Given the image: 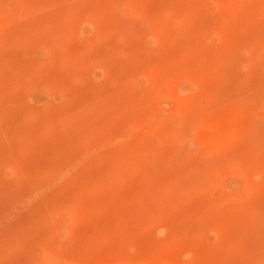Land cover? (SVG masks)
I'll return each instance as SVG.
<instances>
[{
	"label": "rangeland",
	"instance_id": "374dc122",
	"mask_svg": "<svg viewBox=\"0 0 264 264\" xmlns=\"http://www.w3.org/2000/svg\"><path fill=\"white\" fill-rule=\"evenodd\" d=\"M9 1L0 0V215L15 214L0 219V264H264V46L247 47V34L264 30V3ZM104 5L111 25L87 18ZM163 11L168 23L156 18ZM169 23L174 35L147 34Z\"/></svg>",
	"mask_w": 264,
	"mask_h": 264
},
{
	"label": "bare ground",
	"instance_id": "6f19581e",
	"mask_svg": "<svg viewBox=\"0 0 264 264\" xmlns=\"http://www.w3.org/2000/svg\"><path fill=\"white\" fill-rule=\"evenodd\" d=\"M10 1H11V0H10ZM10 1H9V2H10ZM16 1H17V0H16ZM43 1H44V0H43ZM114 1H115V0H114ZM114 1H113V2H114ZM220 1H221V0H220ZM223 1H224V4H227V5L230 4V5L234 6V7H236L237 4H239V3H238L239 0H223ZM259 1H260V0H259ZM52 2H53V0L51 1V3H52ZM101 2H102V1H101ZM113 2H112V3H113ZM115 2H116V1H115ZM115 2H114V3H115ZM156 2H157V1H156ZM242 2H243V1H242ZM242 2H241V3H242ZM256 2H258V0H257ZM30 3H31V2H30ZM36 3H37V2H36ZM36 3H34V5H36ZM46 3H48V2H46ZM54 3H55V2H54ZM102 3H103V2H102ZM114 3H113V4H114ZM116 3H117V2H116ZM116 3H115V6H113V4H112V6H113V7H112V8H113L112 11H113V12H114V7H116ZM126 3H127V2H126ZM179 3H180V2H179ZM214 3H215V2H214ZM220 3H221V2H220ZM241 3H240V4H241ZM258 3H259V2H258ZM263 3H264V0H261L260 4H263ZM31 4H32V3H31ZM103 4H104V3H103ZM118 4H119V3H118ZM121 4H123V3L121 2ZM215 4H216V3H215ZM249 4H250V3H249ZM26 5H27V4H26ZM44 5H45V4H44ZM46 5H47V4H46ZM110 5H111V4H110V2H109V5H108V6H110ZM185 5H186V4H185ZM209 5H210V4H209ZM255 5H256V4H255ZM7 6H8V4H7ZM20 6H21V5H20ZM36 6H37V5H36ZM36 6H35V7H36ZM38 6H39V5H38ZM38 6H37V8H40V7H38ZM104 6H107V5H104ZM108 6H107V7H103L102 9H99V7L96 8L97 11H96V9H95L93 13H91V12L88 13V14L86 15L87 18L90 17V18H92L91 20L95 19V20H97V21H102V20H103L102 22H99L100 24H102L105 20H108V21L111 20V21H112V20H113V19H112V16H111L112 13H110V12H112V11H109ZM241 6H242V5H241ZM250 6H251V5H250ZM250 6H248V7H250ZM256 6H258V5H256ZM261 6H262V5H261ZM22 7H23V6H22ZM25 7H26V6H25ZM30 7H31V6H30ZM43 7H44V6H43ZM101 7H102V4H101ZM120 7H121V6H120ZM135 7H136V6H135ZM157 7H158V6H157ZM186 7H187V6H186ZM192 7H194L193 4H192ZM195 7H196V6H195ZM227 7H228V6H227ZM254 7H255V6H254ZM259 7H260V6H259ZM259 7H258V8H259ZM263 7H264V6H263ZM263 7H260V8L262 9ZM105 8H106V9H105ZM107 8H108V9H107ZM110 8H111V6H110ZM133 8H134V7H133ZM139 8H140V7H139ZM229 8H230V7H229ZM260 8H259V9H255V14H256V13L258 14V11H256V10H260ZM14 9H15V8H14ZM26 9H27V8H26ZM71 9H72V8H71ZM71 9H70V10H71ZM176 9H177V8H176ZM182 9H183V8H182ZM182 9H179V10H177L176 12L181 11ZM39 10H40V9H39ZM39 10H38V11H39ZM44 10H45V9H44ZM44 10H43V11H44ZM64 10H65V9H64ZM72 10H73V9H72ZM110 10H111V9H110ZM173 10H174V9H173ZM185 10H186V8H185ZM185 10H184V11H185ZM262 10H263V9H262ZM262 10H261V11H262ZM3 11H4V10H3ZM22 11H23V10H22ZM40 11L42 12V10H40ZM45 11H46V10H45ZM81 11H82V10H81ZM156 11H157V10H156ZM253 11H254V8H253ZM1 12H2V11H1ZM71 12H72V11H71ZM150 12H151V11H150ZM166 12H167V11H166ZM166 12L163 11V12L161 13V15L158 13L159 15H157L156 18L160 19L161 22H164V23H165V22H166V19H165V17H166ZM169 12H170V11H169ZM181 12H182V11H181ZM185 12H186V11H185ZM231 12H232V11H231ZM248 12H249V11H248ZM33 13H34V12H33ZM37 13H38V12H37ZM39 13H40V12H39ZM73 13H75V12H73ZM73 13H70V15L73 16ZM83 13H84V12H83ZM126 13H127V12H126ZM172 13H173V11H172ZM250 13H252L251 10H250ZM1 14H2V13H1ZM13 14H14V13H13ZM45 14H46V13H45ZM45 14H44V15H45ZM156 14H157V13H156ZM169 14H170V13H169ZM204 14H205V13H204ZM243 14H244V13H243ZM252 14H253V13H252ZM255 14H254V15H255ZM38 15H39V14H38ZM70 15L68 14V16H67V15H65V16L68 17V18H70V17H71ZM75 15H77V14H74V16H75ZM106 15H107V17H106ZM115 15H117V14H115ZM172 15H173V14H172ZM232 15H233V14H232ZM239 15H240V14H239ZM21 16H22V15H21ZM40 16H41V15H40ZM45 16H46V15H45ZM86 16H83V17L85 18ZM177 16H178V14L176 15V17H177ZM204 16H205V15H204ZM208 16H209V15H208ZM233 16H234V15H233ZM41 17H42V16H41ZM57 17H58V16H57ZM63 17H64V16H63ZM76 17H77V16H76ZM76 17H74V18H76ZM114 17H115V16H114ZM174 17H175V16H174ZM231 17H232V16H231ZM43 18H44V17H43ZM90 18H89V19H90ZM247 18H248V17H247ZM256 18H257V17H256ZM72 19H73V17H72ZM76 19H77V18H76ZM76 19H74V21H76ZM176 19H177V18H176ZM231 19H233V18H231ZM48 20H49V19H48ZM61 20H63V19L61 18ZM123 20H124V19H123ZM123 20H122V21H123ZM210 20H211V19H210ZM111 21H109L110 24H109V23H106V24H105L106 27H107V24L111 25ZM124 22H125V21H124ZM178 22H180V21H178ZM192 22H193V21H192ZM211 22H212V21H211ZM112 23H113V22H112ZM155 23H156V22H154V24H155ZM164 23H161V24L164 25ZM166 23H168V21H167ZM171 23H172V22H171ZM29 24H30V23H29ZM33 24H34V23H33ZM39 24H40V23H39ZM67 24H68V23H67ZM100 24H98V25H100ZM15 25H16V24H15ZM123 25H124V26H121L122 28L120 27V30H122V33H126L127 35L130 34V33H131L130 30H132V29H130L129 26L125 25V23H123ZM168 25H170V23H169ZM168 25H167V26H164L163 28H161V30H160L159 32H157V33H155V30H154V31H151V29H150V32H149V30H148L149 33H147V34H150V35H157V36H162V35H169V36H171V35H174L175 28H174V27L172 28L171 25H170V27H169ZM234 25H235V24H234ZM236 25H237V24H236ZM39 26H40V25H39ZM50 26H51V25H50ZM65 26H66V25H65ZM65 26H64V27H65ZM67 26H68V25H67ZM100 26H101V25H100ZM102 26H103V25H102ZM114 26H115V25H114ZM148 26H149V25H148ZM197 26H198V25H197ZM42 27H43V26H41L40 28H42ZM53 27H54V26H53ZM61 27H62V26H61ZM91 27H92V26H91ZM93 27H95V26H93ZM98 27H99V26H98ZM108 27H109V26H108ZM138 27H139V26H138ZM220 27H221V26H220ZM38 28H39V27H38ZM75 28H76V27H75ZM104 28H105V26L101 27L102 30H105ZM178 28H179V27H178ZM211 28H213V27H211ZM237 28H239V27H237ZM241 28H242V27H241ZM35 29H36V30H35L34 32H37V28H35ZM44 29H45V28H44ZM46 29H48V28L46 27ZM79 29H80V28H79ZM93 29H94V28H93ZM186 29H187V28H186ZM205 29H207V28H205ZM235 29H236V27H235ZM235 29H234V30H235ZM251 29H253V28H251ZM251 29H249V31H250ZM256 29H257V28H256ZM57 30H59V29H57ZM75 30H76V29H75ZM94 30H95V29H94ZM97 30H99V29H97ZM117 30H118V29H117ZM152 30H153V29H152ZM157 30H158V29H157ZM213 30H214V31H212V32H216V30H217V33H218V32H219V33H222V32L224 33V32H226L224 29H223V31H222V30L219 31L217 28H216V29H213ZM236 30H237V29H236ZM238 30H239V29H238ZM238 30H237V31H238ZM134 31H135V30H134ZM241 31H242V29H241ZM246 31H247V30H246ZM251 31H252V32H250L249 34L245 33V34H247V40L249 39V38H248V35H249V36H254V37H256L258 40H257L256 38L253 37V40H252V41L250 40V41L252 42V43L250 44L251 47H249L250 45H249V46L247 45V47H248V48H251V49H252V47H254L255 50H256V49L259 48L261 45L264 46V30H262L263 33H262V31H261V32H260V31L257 32L258 30L255 31V32H254L253 30H251ZM38 32H39V33H42V32H40V30H39ZM47 32H48V31H47ZM65 32H66V30H65ZM77 32H78V31H77ZM89 32H90V31H89ZM98 32H99V31H98ZM100 32H101V31H100ZM105 32H106V31H105ZM119 32H121V31H119ZM205 32H206V31H205L204 29H202V30H199V31L196 33V35H198V34H200V35H206V34H204ZM207 32H208V31H207ZM233 32H234V31H233ZM242 32H243V31H242ZM242 32H241V34H243ZM39 33H38V34L36 33L37 36H36V34H33V35H35V37L41 36L42 34H39ZM53 33H54V32H53ZM66 33H67V32H66ZM66 33H65V34H66ZM133 33H134V32H133ZM11 34H12V33H11ZM51 34H52V32H51ZM51 34H50V36H51ZM74 34H75V33H74ZM147 34H146V35H147ZM185 34H186V33H185ZM208 34H209V33H208ZM250 34H251V35H250ZM31 35H32V34H31ZM44 35H45V34H44ZM48 35H49V34H48ZM58 35H59V34H58ZM60 35H62V34H60ZM76 35H77V34H76ZM102 35H103V34H102ZM110 35H111V34H110ZM119 35H120V34H119ZM122 35H125V34H122ZM200 35H199V36H200ZM237 35H238V34H237ZM129 36H130V35H129ZM147 36H148V35H147ZM184 36H185V35H184ZM199 36H198V37H199ZM76 37H77V36H76ZM80 37H81V36H80ZM98 37H99V36H98ZM148 37H149V36H148ZM179 37H180V36H179ZM194 37H195V36H194ZM203 37H205V36H203ZM203 37H201L202 40H203ZM0 38H1V37H0ZM42 38H43V37H42ZM42 38H39V39L41 40ZM199 38H200V37H199ZM206 38H207V36H206ZM33 39H34V37H33ZM35 39H36V38H35ZM39 39H38L37 41H39ZM74 39H75V38H74ZM83 39H84V38H83ZM187 39H188V38H187ZM254 39H256L257 42H256ZM80 40H81V39H80ZM154 40H155V39H154ZM193 40H194V39H193ZM193 40L190 41V42H192V44H191V43H190V44L194 46L193 43L195 42V40H194V42H193ZM202 40H201V41H202ZM204 40H205V39H204ZM204 40H203V41H204ZM22 41H23V40H22ZM33 41H34V40H33ZM41 41H42V40H41ZM46 41H48V40H46ZM62 41H63V40H62ZM62 41H61V42H62ZM69 41H70V40H69ZM173 41H174V40H173ZM243 41H244V40H243ZM23 42H25V41H23ZM35 42H36V41H35ZM43 42H44V41H43ZM43 42H42V43H43ZM162 42H163V41H162ZM47 43H48V42H47ZM202 43H203V42H202ZM243 43H244V42H243ZM19 44H20V43H19ZM61 44H62V43H61ZM61 44H60V46H61ZM188 44H189V42H188ZM188 44H187V45H188ZM13 45H15V44H13ZM39 45H40V44H39ZM45 45H47V44H45ZM55 45H56V44H55ZM89 45H90V44H89ZM145 45H146V43H145ZM241 45H242V47H243V45H245V44H241ZM189 46H190V45H189ZM262 46H261V47H262ZM30 47H31V46H30ZM34 47H36V46H34ZM62 47H63V46H62ZM202 47H203V46H202ZM56 48H58V47L56 46ZM86 48H87V47H86ZM188 48H189V47H188ZM29 49H30V48H29ZM33 49H34V48H33ZM35 49L37 50V48H35ZM45 49H46V48H45ZM61 49H62V48H61ZM111 49H112V48H111ZM200 49H201V48H200ZM203 49H204V47H203ZM16 50H17V49H16ZM46 50H47V49H46ZM49 50H50V49H49ZM62 50H64V48H63ZM66 50H67V49H66ZM78 50H79V49H78ZM107 50H108V49H107ZM191 50H193V48H192ZM194 50H196V49L194 48ZM249 50H250V49H249ZM44 51H45V50H44ZM111 51H112V50H111ZM199 51H200V50H199ZM202 51H203V50H202ZM24 52H25V51H24ZM52 52H53V51H52ZM85 52H87V51H85ZM27 53H28V52H27ZM42 53H43V52H42ZM61 53H63V52H61ZM64 53H65V52H64ZM66 53H67V52H66ZM66 53H65V54H66ZM107 53H108V52H107ZM185 53H186V52H185ZM25 54H26V53H25ZM29 54H30V53H29ZM46 54H47V53H46ZM76 54H77V53H76ZM80 54H81V53H80ZM80 54H79V55H80ZM73 55H74V54H73ZM81 55H82V54H81ZM51 56H52V55H51ZM61 56H62V55H61ZM141 56H142V55H141ZM52 58H53V57H52ZM57 58H59V57H57ZM73 58H74V57H73ZM81 59H82V58H81ZM24 60H25V59H24ZM63 60H64V58H63ZM75 60H76V59H75ZM89 60H90V59H89ZM34 61H35V59H34ZM73 61H74V60H73ZM76 61H78V60H76ZM76 61H75V62H76ZM167 61H168V60H167ZM167 61H166V62H167ZM170 61H171V60H170ZM65 62H66V60H65ZM75 62H73V63H75ZM81 62H82V61H81ZM90 62H91V61H90ZM205 62H206V61H205ZM41 63L44 64V65H50V62H41ZM48 63H49V64H48ZM77 63H79V62H77ZM167 63H168V62H167ZM173 63H174V62H173ZM24 64H25V63H24ZM34 64H35V63H34ZM58 64H59V63H58ZM60 64H61V63H60ZM63 64H65V63L63 62ZM27 65H28V63H27ZM56 65H57V64H56ZM56 65H55V66H56ZM70 65H71V64H70ZM73 65H74V64H73ZM76 65H77V64H76ZM84 65H85V64H84ZM13 66H14V65H13ZM15 66H17V65H15ZM18 66H19V65H18ZM25 66H26V65H25ZM30 66H31V65H30ZM53 66H54V65H53ZM20 67H21V66H19V68H20ZM32 67H33V66H32ZM34 67H37V66H34ZM43 67H47V66H43ZM48 67H49V66H48ZM51 67H52V65H51ZM57 67H58V66H57ZM62 67H63V66H62ZM85 67H86V66H85ZM38 68H39V67H38ZM38 68H37V69H38ZM68 68H69V67H68ZM68 68H67V70H68ZM86 68H87V67H86ZM210 68H211V67H210ZM212 68H213V67H212ZM212 68H211V69H212ZM17 69H18V68H17ZM21 69H22V67L20 68V70H21ZM40 69H41V68H40ZM44 69H46V68H44ZM64 69H65V72H66V71H67L66 68H64ZM42 71H43V70H42ZM49 71H50V69H49ZM24 72H25V71H24ZM31 72H33V71H31ZM37 72H38V71H37ZM51 72H52V71H51ZM65 72H64V73H65ZM20 73H21V72H20ZM26 73H27V72H26ZM49 73H50V72H49ZM52 73H53V72H52ZM62 73H63V72H62ZM64 73H63V74H64ZM68 73H69V71H68ZM139 73H140V72H139ZM21 74H24V73H21ZM21 74H20V76H21ZM27 74H28V73H27ZM27 74H26V75H27ZM33 74H34V73H33ZM58 74H59V73H58ZM150 74H151V72L149 73V75H150ZM30 75H32V73H31ZM68 75H70V74H68ZM14 76H15V75H14ZM63 76H64V75H63ZM70 76H71V75H70ZM74 76H75V75H74ZM23 77H26V76H23ZM65 77H66V75H65ZM146 77H147V76H146ZM28 78H31V77H28ZM50 79H51V78H50ZM149 79H151V78H149ZM169 79H170V78H165V77L161 78L160 80H158V85H159L160 83L166 81V80H169ZM41 80H42V79H41ZM57 80H59V79H57ZM63 80H64V79H63ZM43 81H44V80H43ZM45 81H46V80H45ZM61 81H62V80H61ZM61 81H60V82H61ZM81 81H82V80H81ZM1 82H3V81H1ZM1 82H0V83H1ZM60 82H59V83H60ZM65 82H66V81H65ZM67 82H68V81H67ZM74 82H75V81H74ZM151 82H152V81H151ZM11 83H12V82H11ZM19 83H20V82H19ZM68 83H69V82H68ZM44 84H45V83H44ZM3 85H4V84H3ZM3 85H2V87H3ZM59 85H60V84H59ZM49 86L53 87L54 85L50 82V83H48V88H50ZM61 87H62V86H61ZM45 88H46V86H45ZM63 88H64V87H63ZM74 88H75V87H74ZM51 90H53V88H52ZM58 90H60V89H58ZM151 91H152V90H151ZM6 93H7V92H6ZM151 93H152V92H151ZM7 94H8V93H7ZM142 95H143V94H142ZM229 95H230V94H229ZM61 96H62V95H61ZM0 97H3V98H4V94H3V96H0ZM141 97H142V96H141ZM229 97H230V96H229ZM236 97H237V96H236ZM254 97H255V96H254ZM128 98H129V97H128ZM145 98H146V97H145ZM250 98H251V97H250ZM17 99H18V98H17ZM17 99H14V100H17ZM19 99H20V98H19ZM22 99H23V98H22ZM149 99H150V98H149ZM2 100H4V99H2ZM96 100H97V99H96ZM4 101H5V100H4ZM1 102H2V101H1ZM50 103H51V102H50ZM52 103H53V102H52ZM110 103H111V102H110ZM19 104H20V103H19ZM2 105H3V103H2ZM50 105H51V104H50ZM52 105H53V104H52ZM61 105H62V104H61ZM0 106H1V105H0ZM112 106H113V105H112ZM1 107H2V106H1ZM11 107H14V105H13V106H10V108H11ZM16 107H17V106H16ZM58 107H59V106H58ZM88 107H89V106H88ZM92 107H93V106H92ZM5 108H6V107H5ZM5 108H3V109H5ZM17 108H18V107H17ZM80 108H84V109H85V107H80ZM86 108H87V107H86ZM14 109H15V108H14ZM29 109H30V108H29ZM103 109H104V108H103ZM10 110H11V109H10ZM85 110H86V109H85ZM4 111H5V110H4ZM7 111H8V110H7ZM7 111H6V112H7ZM68 111H69V110H68ZM86 111H87V110H86ZM91 111H92V110H91ZM14 112H15V111H14ZM88 112H89V111H88ZM101 112H102V111H101ZM109 112H110V111H109ZM67 113H68V112H67ZM77 113H78V112H77ZM79 113H80V112H79ZM4 114H5V113H4ZM6 114H7V113H6ZM21 114H22V113H21ZM84 114H85V113H84ZM107 114H109V113H107ZM28 115H29V114H28ZM44 115H45V114H44ZM75 115H77V114H74V115L72 116V117L74 118L73 121L76 122V121H78V119H79V121H80V117H79L78 115H77V116H75ZM98 115H99V114H98ZM207 115H208V114H207ZM40 116H41V115H40ZM54 116H55V115H54ZM54 116H53L52 118H54ZM62 116H63V114H62ZM65 116H66V115H65ZM42 117H43V116H42ZM67 117H68V116H67ZM67 117H66V118H67ZM98 117H99V116H98ZM24 118H25V117H24ZM55 118H56V117H55ZM60 118H61V117H60ZM60 118H59V116H58V119H60ZM66 118H65V119H66ZM73 118H72V119H73ZM83 118H84V117H83ZM141 118H142V117H141ZM213 118H214V117H213ZM29 119H30V118H29ZM29 119H28V121H29ZM65 119H64V121H66ZM68 119H69V118H68ZM72 119H71V117H70V119H69L68 121H66V123H67V122H73V121H70V120H72ZM75 119H76V120H75ZM56 120H57V118H56ZM61 120H62V118H61ZM126 120H127V119H126ZM140 120H141V119H140ZM64 121H63V122H64ZM85 121H86V120H85ZM142 121H143V120H142ZM26 122H27V120H26ZM41 122H42V121H41ZM86 122H87V121H86ZM130 122H131V121H130ZM52 123H53V122H52ZM64 123H65V122H64ZM76 123H77V122H76ZM78 123H79V122H78ZM47 124H48V123H47ZM84 124H85V123H84ZM86 124H87V123H86ZM44 125H46V124H44ZM73 125H74V123H73ZM221 126H222V125H221ZM19 127H20V126H19ZM18 129H19V128H18ZM20 129H22V128H20ZM25 129H26V127H25ZM35 129H36V128H35ZM90 129H91V128H90ZM37 130H38V128H37ZM223 130H225V129H223ZM26 131H28V130H26ZM26 131H25V132H26ZM46 131H47V130H46ZM28 132H29V131H28ZM30 132H31V131H30ZM7 133H8V132H7ZM32 133H33V132H32ZM32 133H31V134H32ZM37 133H38V132H37ZM45 133H46V132H39L38 136L36 137L37 140H38V141L36 140V141H37V146L39 145V143L42 144V143H41L42 140H40V142H39V139H40V138L43 139V137L45 136ZM11 134H12V133H11ZM49 134H50V133H49ZM34 135H35V134H34ZM47 135H48V133H47ZM38 137H39V139H38ZM47 137L49 138V135H48ZM47 137H46V138H47ZM254 137H255V136H254ZM46 138H45V140H46ZM69 138H70V137H69ZM222 138H223V137H222ZM79 140H80V139H79ZM36 141H35V142H36ZM242 141H243V140H242ZM24 142H25V139H24ZM29 142H30V141H29ZM38 142H39V143H38ZM79 143H80V142H79ZM84 143H85V142H84ZM17 144H18V143H17ZM19 145H20V144H19ZM37 146H36V149L40 147V146H39V147H37ZM43 146H44V144L41 145V147H43ZM84 146H85V145H84ZM41 147H40V148H41ZM76 147H77V145H76ZM76 147H74V148H76ZM24 148H25V147H24ZM43 148H44V147H43ZM74 148H73V149H74ZM30 149H31V148H30ZM76 149H77V148H76ZM39 150H40V149H39ZM45 150H46V149H45ZM65 150H66V149H65ZM73 151H74V150H73ZM93 151H94V150H93ZM263 151H264V150H263ZM13 152H14V151H13ZM30 152H32V151H30ZM38 152H39V151H38ZM38 152L36 151V153H38ZM42 152H43V150H42ZM67 152H68V151H67ZM246 152H247V150H246ZM43 153H44V152H43ZM56 153H57V152H56ZM78 153H79V152H78ZM110 153H111V152H110ZM249 154H250V153H249ZM32 155H33V154H32ZM67 156H69V155H67ZM73 156H74V155H73ZM244 156H245V155H244ZM71 157H72V155H71ZM61 158H62V157H61ZM74 158H75V157H74ZM249 158H250V157H249ZM75 159H76V158H75ZM4 160H5V159H4ZM6 160H7V159H6ZM69 160H70V159H69ZM97 160H98V159H97ZM243 160H244V159H243ZM19 161H20V160H19ZM70 161H72V160H70ZM11 162H12V160H7V162H5V163H7V165H8V164H11ZM92 162H93V161H92ZM0 163H1V162H0ZM13 163H14V161H13ZM93 163H94V162H93ZM111 163H112V162H111ZM241 164H242V163H241ZM0 165H1V164H0ZM12 165H13V164H12ZM43 165H44V164H43ZM67 165H69V166L71 167V166H72V163H70V164L68 163ZM91 165H92V164H91ZM95 166H96V165H95ZM13 167H14V166H13ZM64 167H65V166H64ZM80 167H81V166H80ZM84 167H85V165H84ZM86 167H87V166H86ZM153 167H154V166H153ZM66 168H67V167H66ZM68 168H69V167H68ZM75 168H76V167H75ZM95 168H96V167H95ZM12 169H13V168H12ZM60 169H61V168H60ZM65 170H66V169H65ZM69 170H70V168H69ZM67 171H68V170H67ZM109 171H110V170H109ZM154 171H155V170H154ZM55 172H56V171H55ZM68 172H69V171H68ZM73 172H74V171H73ZM73 172H72V173H73ZM78 172H79V171H78ZM94 172H95V171H94ZM112 172H113V171H112ZM53 173H54V172H53ZM63 173H64V172H63ZM70 173H71V171H70ZM72 173H71V174H72ZM244 173H245V172H244ZM74 174H75V173H74ZM74 174H73V175H74ZM111 174H112V173H111ZM111 174H109V177H108L109 179H110ZM144 174H145V173H144ZM146 174H147V173H146ZM76 175H77V174H76ZM147 175H148V174H147ZM82 176H83V175H82ZM72 177H73V176H72ZM87 178H88V177H87ZM93 178H94V177H93ZM73 179H74V178H73ZM89 179H90V178H89ZM95 179H96V178H95ZM95 179H94V181H95ZM86 180H87V179H86ZM111 180H112V179H111ZM88 181H89V180H88ZM90 182H91V181H90ZM106 182H107V180H105V182H103V179H102V182H101V183H102V184H105ZM3 183H4V182H3ZM15 185H16V184H15ZM83 185H84V184H83ZM106 185H107V183H106ZM13 187H14V186H13ZM93 188H94V187H93ZM87 190H88V189H87ZM0 191H1V190H0ZM39 191H40V190H39ZM20 193H21V192H20ZM13 197H14V196H13ZM15 197H16V196H15ZM18 197H19V196H18ZM20 197H21V196H20ZM56 197H57V196H56ZM73 197H74V196H73ZM10 198H11V196H10ZM48 198H49V197H47V199H48ZM74 198H75V197H74ZM49 199H50V198H49ZM53 199H54V198H53ZM57 199H58V198H57ZM45 200H46V199H45ZM58 200H59V199H58ZM69 200H70V199H69ZM69 200H68V201H69ZM77 200H78V199H77ZM79 200H80V199H79ZM68 201H67V202H68ZM94 201H95V200H94ZM47 202H50V200L47 201ZM57 202H58V201H57ZM75 202H76V201H75ZM95 202H96V201H95ZM3 203H4V202H3ZM54 203H56V202H54ZM45 204H47V203H45ZM68 204H69V203H68ZM96 204L99 205V203H97V202H96ZM96 204H94V205L88 204V205H91L90 208H97L96 206H98V205H96ZM43 205H44V204H43ZM48 205L51 206L52 204L50 205V204L48 203ZM75 205H76V207L80 208V207L78 206V203L75 204ZM11 206H12V205H11ZM49 206H48V207H49ZM66 206H67V205H66ZM70 206H71V205H70ZM84 206H85V205H84ZM186 206H187V205H186ZM52 207H53V206H52ZM56 207H57V205H56ZM191 207H192V206H191ZM1 208H6V207H1ZM7 208H20V207H19V206L17 207V205H15V206H13V207H7ZM60 208H62L61 205H60ZM63 208H64V207H63ZM65 208H66V207H65ZM86 208H87V207H86ZM113 208H114V207H113ZM10 210H11V209H10ZM10 210H9V212H10ZM0 211H1V210H0ZM3 211H4V210H3ZM12 211H13V210H12ZM12 211H11L10 213L4 214V215L1 214V215H0V219L4 220L5 218H8L9 216H11L12 213L15 214V212H14V211L12 212ZM7 212H8V211H7ZM81 212H82V211H81ZM81 214H82V213H81ZM25 215H26V214H25ZM3 218H4V219H3ZM220 218H221V217H220ZM34 219H35V218H34ZM230 219H231V218H230ZM20 220H22V219H20ZM12 222H13V221H11V223H12ZM28 222H29V221H28ZM227 223H228V222H227ZM1 225H2V224H1ZM249 225H251V224H249ZM216 227H217V226H216ZM239 227H240V226H239ZM241 227H244V230H243L242 232L248 233V231H246L247 229L245 228L244 224H243V226H241ZM241 227H240V229H242ZM23 228H24V227H23ZM68 228H69V227H68ZM248 228H249V227H248ZM245 229H246V230H245ZM249 229H250V228H249ZM21 231H22V230H21ZM240 231H241V230H240ZM9 232H10V231H9ZM239 233H240V232H239ZM239 233H238V234H239ZM218 234H219V233H218ZM222 234H223V233H222ZM240 235H242V234H240ZM257 235H258V234H257ZM20 236H22V235L20 234ZM20 236L17 237L18 239L14 238V241L12 240L13 243H14V246H16V244H17V245L19 244L18 242L20 241V238H21ZM261 237H262V236H261ZM15 239H16V240H15ZM4 240H5V239H4ZM83 240H84V239H83ZM2 241H3V240H2ZM6 242H7V240H6ZM37 242H38V241H37ZM256 242H257V241H256ZM3 243H4V242H3ZM80 243H81V242H80ZM258 243H259V242H258ZM9 245H10V246H11V245L13 246V244H9ZM0 246H1V245H0ZM7 246H8V245H7ZM75 246H76V245H75ZM41 247H42V246H41ZM33 248H34V247H33ZM9 250H10V249H9ZM44 250H45V249H44ZM49 250H50V249H49ZM65 250H66V249H65ZM74 250H75V249H74ZM164 250H165V249H164ZM245 250H246V249H245ZM248 250H249V249H248ZM135 251H136V250H135ZM137 251H138V250H137ZM246 251H247V250H246ZM45 252H46V251H45ZM2 253H3V252H2ZM245 253H246V252H245ZM195 254H196V253H195ZM138 256H139V255H138ZM147 256H148V255H147ZM3 257H4V256H3ZM29 257H30V256H29ZM259 257H260V256H259ZM154 258H155V257H154ZM0 259H1V258H0ZM31 259H32V258H31ZM46 259H47V258H46ZM141 260H142V259H141ZM34 261H35V260H34ZM2 262H3V261H2ZM77 263H78V262H77ZM250 263H251V262H250ZM149 264H150V263H149ZM208 264H209V262H208Z\"/></svg>",
	"mask_w": 264,
	"mask_h": 264
}]
</instances>
